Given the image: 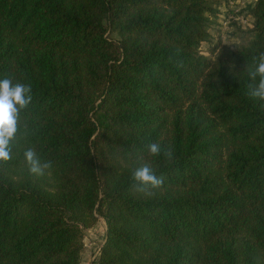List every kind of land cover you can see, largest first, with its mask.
<instances>
[{"label":"trees","instance_id":"16d2710c","mask_svg":"<svg viewBox=\"0 0 264 264\" xmlns=\"http://www.w3.org/2000/svg\"><path fill=\"white\" fill-rule=\"evenodd\" d=\"M240 1L0 0V79L32 96L0 161V264H81L101 217L94 264H264V0ZM222 8L252 18L236 46ZM142 165L162 187L138 190Z\"/></svg>","mask_w":264,"mask_h":264},{"label":"clouds","instance_id":"9594fccd","mask_svg":"<svg viewBox=\"0 0 264 264\" xmlns=\"http://www.w3.org/2000/svg\"><path fill=\"white\" fill-rule=\"evenodd\" d=\"M254 70H249V76L253 81L258 79L255 87L250 91L253 98L264 101V52L254 57ZM32 100L31 86L20 82L13 83L9 78L0 79V161L7 162L11 159L10 142L15 138L18 130L19 113L25 109ZM152 156L161 154V145L153 142L147 146ZM171 156V150L164 153ZM25 161L30 173L43 176L46 170L51 168V162H42L33 149H27L24 153ZM136 181L138 190L145 192L163 186L164 177L157 176L148 165L137 168L132 176Z\"/></svg>","mask_w":264,"mask_h":264},{"label":"rangeland","instance_id":"374dc122","mask_svg":"<svg viewBox=\"0 0 264 264\" xmlns=\"http://www.w3.org/2000/svg\"><path fill=\"white\" fill-rule=\"evenodd\" d=\"M244 2L236 0V3L232 6L235 7L236 12L243 7ZM222 8L221 16L218 15V19L213 18L211 32L215 37L219 34L223 39V42L230 46L238 45L243 37H246V33L252 28V18H239L238 16L232 15L233 18L226 17ZM116 36V34H113ZM208 44L203 43L201 45V53L209 56ZM106 234V222L104 218H100L99 221L92 228L86 230L84 238L85 247L82 255L81 264H94L95 258L98 255L100 247L102 246Z\"/></svg>","mask_w":264,"mask_h":264},{"label":"built area","instance_id":"2783aa9c","mask_svg":"<svg viewBox=\"0 0 264 264\" xmlns=\"http://www.w3.org/2000/svg\"><path fill=\"white\" fill-rule=\"evenodd\" d=\"M98 254H99V252H98ZM97 256H98V255H97ZM97 256H96V257H97Z\"/></svg>","mask_w":264,"mask_h":264}]
</instances>
